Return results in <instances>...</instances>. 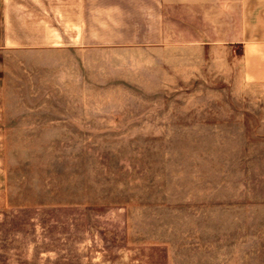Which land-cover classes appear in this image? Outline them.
<instances>
[{
	"label": "rangeland",
	"instance_id": "374dc122",
	"mask_svg": "<svg viewBox=\"0 0 264 264\" xmlns=\"http://www.w3.org/2000/svg\"><path fill=\"white\" fill-rule=\"evenodd\" d=\"M221 1L264 34V0ZM69 2L77 49L0 42V264H264V36L229 52L203 7Z\"/></svg>",
	"mask_w": 264,
	"mask_h": 264
},
{
	"label": "crops",
	"instance_id": "0c3cea01",
	"mask_svg": "<svg viewBox=\"0 0 264 264\" xmlns=\"http://www.w3.org/2000/svg\"><path fill=\"white\" fill-rule=\"evenodd\" d=\"M154 1L162 9L173 5H179L186 10L195 7L197 11L201 7L207 9L204 11V19L213 22L214 32L210 38H199V42L227 44L229 52H234L237 45L252 41L254 36H264L263 32L253 29L250 21L251 4L244 0V3H235L234 8L227 10L222 8L221 0ZM86 16V10L78 12L77 4L71 2L62 5L60 0H28L25 3L12 4V0H0V42L9 46L21 44L22 48L36 52L70 53L81 46L80 42H85L77 35L78 27L85 26ZM223 17L228 20L227 32L220 30V20ZM159 21L157 25L162 26L161 19ZM105 40L108 41L107 38L104 42ZM159 42L164 43L165 49L167 48L166 36L164 40L162 36Z\"/></svg>",
	"mask_w": 264,
	"mask_h": 264
}]
</instances>
